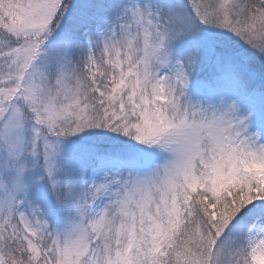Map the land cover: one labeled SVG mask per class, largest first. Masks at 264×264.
Wrapping results in <instances>:
<instances>
[{
    "label": "snow or ice",
    "instance_id": "1",
    "mask_svg": "<svg viewBox=\"0 0 264 264\" xmlns=\"http://www.w3.org/2000/svg\"><path fill=\"white\" fill-rule=\"evenodd\" d=\"M0 264H264V0H0Z\"/></svg>",
    "mask_w": 264,
    "mask_h": 264
}]
</instances>
